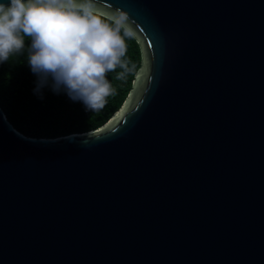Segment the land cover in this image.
<instances>
[{"label":"water","instance_id":"water-1","mask_svg":"<svg viewBox=\"0 0 264 264\" xmlns=\"http://www.w3.org/2000/svg\"><path fill=\"white\" fill-rule=\"evenodd\" d=\"M96 3L140 67L85 133L0 108V264H264V0Z\"/></svg>","mask_w":264,"mask_h":264},{"label":"clouds","instance_id":"clouds-1","mask_svg":"<svg viewBox=\"0 0 264 264\" xmlns=\"http://www.w3.org/2000/svg\"><path fill=\"white\" fill-rule=\"evenodd\" d=\"M130 25L125 11L104 16L96 0H8L0 3V63L20 54L29 37L36 91L51 77L54 92L64 90L86 110H99L115 94L107 74L119 68L116 78L123 80L135 69L125 59Z\"/></svg>","mask_w":264,"mask_h":264},{"label":"trees","instance_id":"trees-1","mask_svg":"<svg viewBox=\"0 0 264 264\" xmlns=\"http://www.w3.org/2000/svg\"><path fill=\"white\" fill-rule=\"evenodd\" d=\"M25 47L20 54L0 63V108L11 125L21 134L32 138H55L69 134H80L103 125L120 108L126 99L131 84L140 67L141 55L133 37L125 38V59L135 65L125 79H117L121 69L107 74L115 94L107 97L103 108L86 110L81 101L71 99L66 91L54 92V81L36 91L38 76L28 63L29 37H24Z\"/></svg>","mask_w":264,"mask_h":264}]
</instances>
